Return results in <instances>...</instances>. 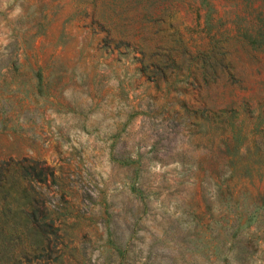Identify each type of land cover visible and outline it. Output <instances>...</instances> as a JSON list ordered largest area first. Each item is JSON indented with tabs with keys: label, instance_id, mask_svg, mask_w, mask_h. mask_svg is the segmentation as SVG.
Returning <instances> with one entry per match:
<instances>
[{
	"label": "rangeland",
	"instance_id": "rangeland-1",
	"mask_svg": "<svg viewBox=\"0 0 264 264\" xmlns=\"http://www.w3.org/2000/svg\"><path fill=\"white\" fill-rule=\"evenodd\" d=\"M20 156L60 226L38 264H264V0H0Z\"/></svg>",
	"mask_w": 264,
	"mask_h": 264
},
{
	"label": "trees",
	"instance_id": "trees-1",
	"mask_svg": "<svg viewBox=\"0 0 264 264\" xmlns=\"http://www.w3.org/2000/svg\"><path fill=\"white\" fill-rule=\"evenodd\" d=\"M209 37L212 45L196 48L195 52L222 63L228 53L222 44V38L226 37L214 38V34ZM176 40L181 43L180 53L193 54L180 38ZM142 54L140 69L146 70L149 65L147 59L155 57L156 52L150 50ZM151 62L157 67L154 61ZM45 178L36 158L0 159V264H38L39 255L54 250L60 226L56 224V216L52 215L53 210L43 205L38 183Z\"/></svg>",
	"mask_w": 264,
	"mask_h": 264
}]
</instances>
